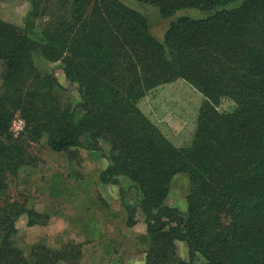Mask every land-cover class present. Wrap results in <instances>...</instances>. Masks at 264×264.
<instances>
[{"label": "trees", "instance_id": "trees-1", "mask_svg": "<svg viewBox=\"0 0 264 264\" xmlns=\"http://www.w3.org/2000/svg\"><path fill=\"white\" fill-rule=\"evenodd\" d=\"M134 1L162 18L183 9L208 15L172 21L162 42L142 14L119 0H58L39 27L40 3L29 0L22 28L0 20V264L81 258L79 245L25 251L12 240L21 215L28 227L43 218L25 203L2 199L8 176L35 165L27 147L43 136L62 153L102 152L101 144L108 145L98 178L119 187L127 227L142 216L144 264H264V0ZM35 55L61 64L77 87L74 106L61 103L55 93L61 86L33 66ZM178 82L186 89L176 98L200 97L185 145L175 144L142 107ZM224 101L230 104L221 108ZM16 113L24 131L15 138L9 128ZM180 173L189 181L185 212L166 203ZM122 177L136 192L134 203L126 201ZM176 242L185 244L186 261L177 257Z\"/></svg>", "mask_w": 264, "mask_h": 264}, {"label": "rangeland", "instance_id": "rangeland-1", "mask_svg": "<svg viewBox=\"0 0 264 264\" xmlns=\"http://www.w3.org/2000/svg\"><path fill=\"white\" fill-rule=\"evenodd\" d=\"M38 1L42 11L41 19L36 20L39 27L55 11L58 0ZM119 1L147 19L149 32L160 42L169 24L179 17L202 18L208 15L195 9H183L162 18L155 7L134 0ZM30 8L29 0H0V20L22 28ZM66 8L69 9L65 5L63 11ZM32 61L38 71L56 78L61 88L55 93L62 104L74 106L79 101L76 85L65 79L59 62L50 63L36 55ZM1 73L0 61V91L3 88ZM185 89L181 82L172 84L142 104L146 115L178 145L189 141L194 113L200 102V97L193 94L176 98L177 92ZM229 104L224 101L221 108ZM16 117L21 118L18 113L13 119ZM9 131L16 138L24 128L15 134L10 125ZM46 140L43 136L39 142L28 144V151L37 158L35 165L25 166L16 176L7 178L8 189L2 195L3 201L25 203L28 209L43 217L37 225L28 227L27 216L21 215L15 222L14 245L25 251L35 245H45L53 250L79 245L81 258L75 264H144L147 242L142 216L138 214L136 225L127 227L119 187L102 184L98 178L108 163V145L101 144L102 152L73 148L62 153L51 150ZM121 184L126 201L134 203L136 192L130 187V181L122 177ZM188 189L187 175H175L169 185L166 203L185 212ZM175 252L179 259L187 260V248L183 242L175 243ZM198 264H204V260L199 259Z\"/></svg>", "mask_w": 264, "mask_h": 264}, {"label": "built area", "instance_id": "built-area-1", "mask_svg": "<svg viewBox=\"0 0 264 264\" xmlns=\"http://www.w3.org/2000/svg\"><path fill=\"white\" fill-rule=\"evenodd\" d=\"M24 122L21 118L16 117L11 123V131L15 134H18L23 131Z\"/></svg>", "mask_w": 264, "mask_h": 264}]
</instances>
